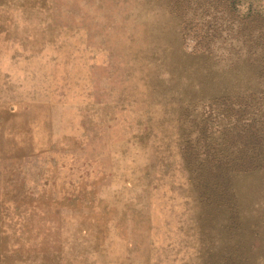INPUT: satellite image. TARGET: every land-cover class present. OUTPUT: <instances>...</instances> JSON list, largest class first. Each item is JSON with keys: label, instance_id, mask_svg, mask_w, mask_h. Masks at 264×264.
<instances>
[{"label": "rangeland", "instance_id": "rangeland-1", "mask_svg": "<svg viewBox=\"0 0 264 264\" xmlns=\"http://www.w3.org/2000/svg\"><path fill=\"white\" fill-rule=\"evenodd\" d=\"M263 30L226 0H0V264H264V160L227 199L199 167L264 128Z\"/></svg>", "mask_w": 264, "mask_h": 264}, {"label": "trees", "instance_id": "trees-1", "mask_svg": "<svg viewBox=\"0 0 264 264\" xmlns=\"http://www.w3.org/2000/svg\"><path fill=\"white\" fill-rule=\"evenodd\" d=\"M253 1L226 0L231 10L244 12V16L253 26L259 25L260 28H264V7L253 8ZM257 38L259 39L260 36ZM262 66L261 73L264 72V64ZM248 104L249 102L245 101L239 110L233 112L237 114L246 111L248 108L245 107ZM227 134L224 142L218 143L215 147L216 151L214 153L207 152L203 163L199 165L202 174L201 187L210 196L220 199H227L233 194L231 174L233 170L257 167L264 160V128L259 122H254L252 118L244 124H239L237 121L234 127L227 130ZM235 259L229 258V263L245 264Z\"/></svg>", "mask_w": 264, "mask_h": 264}]
</instances>
